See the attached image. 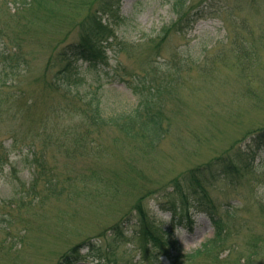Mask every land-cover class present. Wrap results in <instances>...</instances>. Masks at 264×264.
<instances>
[{
    "label": "rangeland",
    "instance_id": "rangeland-1",
    "mask_svg": "<svg viewBox=\"0 0 264 264\" xmlns=\"http://www.w3.org/2000/svg\"><path fill=\"white\" fill-rule=\"evenodd\" d=\"M173 1L44 0L17 19L0 2V53L13 56L7 71L21 96L14 103V91L0 86V264H57L74 246L97 240L112 246L109 255L88 253L77 264H207L184 256L211 238L209 216L190 208L172 217L153 204L175 181L186 186L192 169L245 148L264 128V0H186L183 11L206 4L208 14L184 30L173 26ZM99 21L115 36L106 53L111 66L120 63L118 75L83 72L68 89L81 99L47 87L65 65L58 50ZM75 61L79 72L85 63ZM160 73L169 77L159 83L165 134L156 144L86 117L84 99H100L107 115L128 111L138 104L132 87L146 91L139 78ZM32 151L46 161L60 197L42 180L28 195L37 173ZM263 172L264 149L240 185L219 179L208 194L213 214L233 231L226 262L255 253L250 264H264ZM141 198L162 246L131 236L139 228L126 214ZM116 223L122 238L108 233Z\"/></svg>",
    "mask_w": 264,
    "mask_h": 264
},
{
    "label": "trees",
    "instance_id": "trees-1",
    "mask_svg": "<svg viewBox=\"0 0 264 264\" xmlns=\"http://www.w3.org/2000/svg\"><path fill=\"white\" fill-rule=\"evenodd\" d=\"M41 1L44 0H0V2L5 5V8L11 4V10H13L12 16L15 19L26 10L34 11L35 7H38ZM185 2L186 0H174L172 3L173 11L176 15L173 26H175V28L179 26V28L183 30L187 26L190 27V25L185 26L186 22H195L205 14H208L206 4H202L200 8H196L193 11H183L186 5ZM118 18L120 19L119 22L124 21L119 15ZM112 32L110 24L99 21L92 30L81 34L78 40L62 46L58 50L56 57H58L60 62H65V65H63V67L55 73L54 77L46 83L47 87L49 86L54 91H66L65 88H67V90L70 89L71 83L75 85L77 80L74 79H77L83 72L91 74L93 77H98L97 79H99L100 72L106 69H108L105 71L107 74L111 72L112 74L118 75L117 72L120 71V63L116 61V64L111 66L106 53V45L110 44L115 39ZM13 43L14 41H12V44ZM17 47L18 46H15L14 48ZM78 59L85 63V66L80 69L78 68L79 72H76L77 67H75L74 64L77 62L75 60ZM11 60H13L11 54L9 56L7 54L6 56L5 52L0 53V86L4 87L8 92L14 91L11 94L13 97L11 100H15L14 103H16L20 101L21 96H19V86L15 79L16 74H13V78L7 71V67L10 65ZM54 63L56 62L54 61ZM166 71H169V74L171 73L169 69ZM169 74L160 73L150 78L141 76L139 80L146 91H137L132 87V93L138 96V104L128 111L120 110L114 115H107L100 99L97 100L95 99L96 97L88 101L84 99L86 106L83 104V110L87 115L86 117H88L94 126L103 127L112 125L127 138H134L140 135L148 139L151 144H156L165 134V127L162 121L163 103L161 94L162 90L165 91L164 89L166 88H160L159 83L163 81L164 78H168ZM158 76L160 78L157 81L156 77ZM66 92L72 93L71 90ZM74 92L79 94V90H75ZM0 93L2 94V92ZM72 95L81 99L77 94L72 93ZM85 108H87L88 111H86ZM46 121H48V119ZM263 149L264 128L251 135L250 141L246 144L245 148H238L232 155L229 153L227 155L218 156L209 163L192 169L186 176V181L184 182L186 186L179 183V181H175L172 192L164 194L166 200L164 202L157 201V203L153 204V206L157 205L163 212H170L172 217L176 216L178 211H188L190 208L209 216L213 226L211 238L207 239L200 248L192 253L186 254L184 257L193 258L201 255L207 264H250L253 258L252 255H256L255 253L247 255L241 254L233 261H225L234 250V247L232 248L228 245L233 231L220 216L213 214V209L207 205V203L210 204V202L206 203V200L213 183L219 179H226L228 180L227 183L231 185H240L247 169L251 171L254 169V162L259 158L260 152ZM32 153L33 151L31 152V156L37 173L28 190V195H36V192H34L36 183L42 180L44 182V190L60 197L62 192L56 190V180L49 170L46 161L41 158H34ZM259 182L263 187L262 197H264V172L260 175ZM258 201L264 207V199L262 200L261 196L258 198ZM147 213H149V211L145 209V205L141 198L135 203L134 208L126 214V216H132V220L134 219V221H136L135 225L139 228V233L132 234L131 236L136 235L137 237L143 238L145 241L144 243L150 240L157 244V247L162 246L163 242L160 240V236L155 232L154 223L149 220ZM185 217L190 220L188 213H186ZM126 221H128V219H124L121 224ZM121 224H114L108 233L114 237L122 238L124 234L119 229ZM168 240V237H164V242ZM97 241L98 242L95 241L94 244L85 242L84 245L74 246L67 254H64L60 258L57 264H77L82 259L87 260L89 258L88 253L95 254L93 257L94 260L100 259L101 255H109L112 246L110 245L104 249L101 246V241ZM146 247L147 245H144V254H148L146 252ZM175 249L177 253L181 252L180 248L175 247ZM83 250H87V252L81 253ZM226 251L229 253L222 259L221 256Z\"/></svg>",
    "mask_w": 264,
    "mask_h": 264
}]
</instances>
